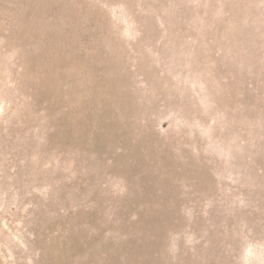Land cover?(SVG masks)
Returning a JSON list of instances; mask_svg holds the SVG:
<instances>
[{"label":"rangeland","instance_id":"1","mask_svg":"<svg viewBox=\"0 0 264 264\" xmlns=\"http://www.w3.org/2000/svg\"><path fill=\"white\" fill-rule=\"evenodd\" d=\"M0 264H264V0H0Z\"/></svg>","mask_w":264,"mask_h":264}]
</instances>
